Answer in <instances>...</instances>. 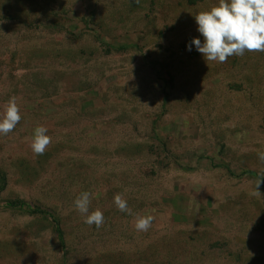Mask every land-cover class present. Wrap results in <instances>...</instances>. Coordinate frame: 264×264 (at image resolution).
I'll list each match as a JSON object with an SVG mask.
<instances>
[{"label":"rangeland","instance_id":"374dc122","mask_svg":"<svg viewBox=\"0 0 264 264\" xmlns=\"http://www.w3.org/2000/svg\"><path fill=\"white\" fill-rule=\"evenodd\" d=\"M218 3L0 0V119L12 96L22 117L0 135V264H264V53L188 50ZM84 191L99 229L74 208Z\"/></svg>","mask_w":264,"mask_h":264},{"label":"clouds","instance_id":"9594fccd","mask_svg":"<svg viewBox=\"0 0 264 264\" xmlns=\"http://www.w3.org/2000/svg\"><path fill=\"white\" fill-rule=\"evenodd\" d=\"M198 32L203 37L193 38L188 45L192 50L202 54L206 63H225L231 56H243L245 52L264 53V0H219L218 6L195 15ZM20 108L17 98L12 96L4 109L0 119V135H8L21 121ZM45 126H38L34 130L30 147L37 156L43 155L52 142ZM260 163L264 165V151L257 150ZM264 184V167L260 169L252 196H260L259 188ZM93 193L81 192L74 200V208L82 216L84 223L95 225L97 229L104 225L105 218L101 210L89 213ZM114 204L121 212L132 215L126 199L119 193L114 196ZM152 215L135 216L134 227L138 232H147L153 223Z\"/></svg>","mask_w":264,"mask_h":264},{"label":"trees","instance_id":"16d2710c","mask_svg":"<svg viewBox=\"0 0 264 264\" xmlns=\"http://www.w3.org/2000/svg\"><path fill=\"white\" fill-rule=\"evenodd\" d=\"M249 174L250 175H254V173H252V172H249ZM255 176H257V175L255 174ZM25 206H27L25 202H23V203H19V202H14V203L8 202V203H6V204L3 205V207H5L7 209H17V208H23ZM32 213L42 214V215H45V216L49 217L53 221V223L56 225V231H57V233L59 235V239L61 241H64V232H63V230L61 228L60 222L54 216V214H52L51 212H47V211L41 210V209L33 210Z\"/></svg>","mask_w":264,"mask_h":264}]
</instances>
